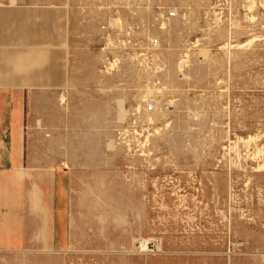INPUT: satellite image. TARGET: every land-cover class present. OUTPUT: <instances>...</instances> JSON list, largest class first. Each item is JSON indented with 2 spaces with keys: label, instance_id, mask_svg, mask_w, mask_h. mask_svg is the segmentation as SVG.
Listing matches in <instances>:
<instances>
[{
  "label": "rangeland",
  "instance_id": "1",
  "mask_svg": "<svg viewBox=\"0 0 264 264\" xmlns=\"http://www.w3.org/2000/svg\"><path fill=\"white\" fill-rule=\"evenodd\" d=\"M18 2L66 37L30 132L71 175L69 244L0 264H264V0Z\"/></svg>",
  "mask_w": 264,
  "mask_h": 264
},
{
  "label": "crops",
  "instance_id": "2",
  "mask_svg": "<svg viewBox=\"0 0 264 264\" xmlns=\"http://www.w3.org/2000/svg\"><path fill=\"white\" fill-rule=\"evenodd\" d=\"M51 21L49 3L0 0V252L69 244L71 175L30 132L66 84V37Z\"/></svg>",
  "mask_w": 264,
  "mask_h": 264
},
{
  "label": "built area",
  "instance_id": "3",
  "mask_svg": "<svg viewBox=\"0 0 264 264\" xmlns=\"http://www.w3.org/2000/svg\"><path fill=\"white\" fill-rule=\"evenodd\" d=\"M140 246L142 247V243H140ZM145 248L149 249L151 247L150 243L144 244ZM263 259H264V255H263Z\"/></svg>",
  "mask_w": 264,
  "mask_h": 264
},
{
  "label": "bare ground",
  "instance_id": "4",
  "mask_svg": "<svg viewBox=\"0 0 264 264\" xmlns=\"http://www.w3.org/2000/svg\"><path fill=\"white\" fill-rule=\"evenodd\" d=\"M147 243H148V242L145 241V242H143L142 244H147ZM144 247H145V246H144Z\"/></svg>",
  "mask_w": 264,
  "mask_h": 264
}]
</instances>
